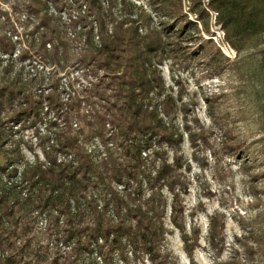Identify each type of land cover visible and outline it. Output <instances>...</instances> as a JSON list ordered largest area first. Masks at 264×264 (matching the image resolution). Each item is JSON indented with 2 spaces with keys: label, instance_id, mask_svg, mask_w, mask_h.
<instances>
[{
  "label": "trees",
  "instance_id": "obj_1",
  "mask_svg": "<svg viewBox=\"0 0 264 264\" xmlns=\"http://www.w3.org/2000/svg\"><path fill=\"white\" fill-rule=\"evenodd\" d=\"M69 1L76 11L56 18V38L48 22L51 16L29 21L24 9L16 10L14 19L0 15L5 19L0 28V264H87L84 256L93 264H136L143 259L172 264L163 262L167 254L160 251L168 232L162 219L163 188L171 194L170 224L179 231L188 255L193 246L178 221L183 218L176 201L184 192L181 163L175 157L167 160V149L181 138L162 117L172 100L163 95L159 106L149 99L163 87L156 67L167 57L169 45L173 60L179 56L175 62L186 67L193 60L191 51L180 54L173 38H197L196 24L207 31L211 14L234 53L227 91L236 95L251 88L264 103V0H144L145 7L130 0H105L104 8L99 0ZM152 16L158 27L152 25ZM25 25L31 28L26 31ZM17 26L28 37L26 47H20ZM61 34L84 45L70 66L78 76L91 75L92 86L86 89L66 75L62 85L56 79L53 90H59L53 96L51 87L42 86V77L28 88L21 82L22 62L34 55H45L40 70L54 65L63 69ZM199 38L201 53L206 40ZM260 109L264 134V106ZM49 112L55 116L43 122L42 159H24L7 122L24 129L45 120L43 114ZM80 119H85L83 136ZM113 146L123 151L116 160L107 151ZM37 230L44 241L35 237Z\"/></svg>",
  "mask_w": 264,
  "mask_h": 264
},
{
  "label": "rangeland",
  "instance_id": "obj_2",
  "mask_svg": "<svg viewBox=\"0 0 264 264\" xmlns=\"http://www.w3.org/2000/svg\"><path fill=\"white\" fill-rule=\"evenodd\" d=\"M99 1L104 8L105 0ZM130 1L142 7L145 3L144 0ZM59 5L61 10H58ZM75 7L71 6L69 0H0V15L5 13L14 19L17 15L14 12L24 9L30 14L29 21L43 14L51 16L48 22L54 27L56 38V18L75 13ZM4 20L0 17V28H3ZM156 21L157 18L152 16V25L158 27ZM25 28L27 31L31 25H25ZM196 28L197 35L206 40L203 42L206 50L199 53L196 46L200 39L198 36L190 40L186 35L174 37L173 45L179 46L178 52L183 54L190 50L193 60L186 67L183 62L177 64L179 56L175 62L171 57L174 52L168 50L171 45L167 46V57L156 67L163 87L159 94H149L150 101L158 102L159 106L163 95L170 96L172 100L168 115L162 117L170 129L181 133V138L171 149H167V160L175 157L181 163V187L184 192L178 193L176 201L179 200L182 206L183 218L178 221L182 223L193 246L188 255L182 247L179 231L170 224L168 204L171 194L163 188L161 193L166 205L162 219L168 232L160 246V251L167 254L162 260L172 261V264H264V134L259 128L263 120L260 108L264 103L256 98L251 88L236 95L227 91L234 54L222 41L221 31L213 25L211 14L207 31L199 23ZM17 31L21 33L20 47H26L28 37L18 26ZM63 41V69L58 70L59 67L54 65L40 70L39 61L44 62L42 58L45 55H34L30 61L22 62L21 82L33 89L31 83L38 82L42 77V86L51 87L48 89H51L49 93L52 96L59 90L58 86L56 92L53 90L56 79L59 78L58 85H62L66 75L70 80L78 79L86 89L91 87L93 77L78 76L80 72L75 73L74 67L70 66L84 45L80 40L63 38ZM12 66L13 69L18 68L15 61ZM77 87L79 85H73V88ZM64 95L62 92L60 96ZM158 109V115L161 116V107ZM53 114L55 116L54 112L43 114L45 120L41 118L24 129L7 122V131L11 138L19 141L24 159L31 161L34 155L42 159V148L46 145V127L43 122ZM5 115L3 111L1 117ZM78 122L83 129V136L85 119ZM107 151L114 160L123 155V151L116 146ZM148 194L149 191H145L143 196ZM33 233L40 242L44 241L41 231ZM84 262L93 264L87 256H84ZM136 264L149 262L143 259Z\"/></svg>",
  "mask_w": 264,
  "mask_h": 264
},
{
  "label": "built area",
  "instance_id": "obj_3",
  "mask_svg": "<svg viewBox=\"0 0 264 264\" xmlns=\"http://www.w3.org/2000/svg\"><path fill=\"white\" fill-rule=\"evenodd\" d=\"M222 34V33H221ZM229 48V47H228ZM229 50L233 53V51L229 48ZM234 54V53H233ZM43 222H44V220L43 219H40L39 221H38V226H43Z\"/></svg>",
  "mask_w": 264,
  "mask_h": 264
}]
</instances>
